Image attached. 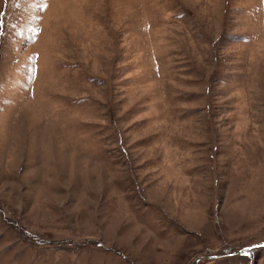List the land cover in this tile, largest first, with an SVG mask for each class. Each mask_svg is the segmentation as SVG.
I'll return each instance as SVG.
<instances>
[{
  "label": "rangeland",
  "instance_id": "374dc122",
  "mask_svg": "<svg viewBox=\"0 0 264 264\" xmlns=\"http://www.w3.org/2000/svg\"><path fill=\"white\" fill-rule=\"evenodd\" d=\"M263 243L264 0H0V264Z\"/></svg>",
  "mask_w": 264,
  "mask_h": 264
},
{
  "label": "snow or ice",
  "instance_id": "6c2138e0",
  "mask_svg": "<svg viewBox=\"0 0 264 264\" xmlns=\"http://www.w3.org/2000/svg\"><path fill=\"white\" fill-rule=\"evenodd\" d=\"M254 247H260V248H264V245H254ZM251 249H247V248H245V249H242V251H241V255H244V256H249L250 254H251ZM229 255H232V253H228ZM214 258V257H213Z\"/></svg>",
  "mask_w": 264,
  "mask_h": 264
},
{
  "label": "water",
  "instance_id": "95a60500",
  "mask_svg": "<svg viewBox=\"0 0 264 264\" xmlns=\"http://www.w3.org/2000/svg\"><path fill=\"white\" fill-rule=\"evenodd\" d=\"M261 245H264V243H263V244H261Z\"/></svg>",
  "mask_w": 264,
  "mask_h": 264
}]
</instances>
